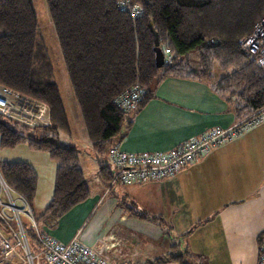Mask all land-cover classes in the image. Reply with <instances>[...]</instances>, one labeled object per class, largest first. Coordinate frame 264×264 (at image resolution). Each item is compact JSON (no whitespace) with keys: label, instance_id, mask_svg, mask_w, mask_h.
<instances>
[{"label":"trees","instance_id":"obj_1","mask_svg":"<svg viewBox=\"0 0 264 264\" xmlns=\"http://www.w3.org/2000/svg\"><path fill=\"white\" fill-rule=\"evenodd\" d=\"M46 2L74 97L105 182L112 179L107 164L108 147L125 137L134 116L167 77L212 78L213 63L218 62L223 75L214 82V90L234 104L237 116L247 118L264 108V68L244 47L264 21V0ZM133 7L138 9L136 16L130 13ZM156 39L165 57L168 53L173 55L170 65H156ZM195 51L199 63L197 69H192L188 56ZM50 63L39 35L33 0H0V85L46 103L53 120L49 128L29 127L0 115L2 147L25 142L34 150L48 152L56 162L52 197L41 214H34L37 223L57 221L90 195L79 149L59 143L60 131H68L69 124L59 87L48 77ZM136 84L144 89L143 97L134 110L124 111L117 98ZM0 172L33 206L38 186L34 167L27 162L3 161ZM138 215L150 217L146 213ZM171 249L167 255L143 264L167 260L201 264L188 250H182L177 241Z\"/></svg>","mask_w":264,"mask_h":264},{"label":"crops","instance_id":"obj_2","mask_svg":"<svg viewBox=\"0 0 264 264\" xmlns=\"http://www.w3.org/2000/svg\"><path fill=\"white\" fill-rule=\"evenodd\" d=\"M221 77L163 79L119 147L133 153L167 152L245 119L214 90ZM79 154L90 195L57 221L39 220L45 236L60 243L78 237L107 259L128 264L163 257L176 241L201 264L257 263L264 242V121L200 155L174 176L124 184L120 192L102 179L94 152L88 161ZM52 193L47 194L48 204ZM36 196L37 190L33 201ZM143 213L150 217L138 215Z\"/></svg>","mask_w":264,"mask_h":264},{"label":"built area","instance_id":"obj_3","mask_svg":"<svg viewBox=\"0 0 264 264\" xmlns=\"http://www.w3.org/2000/svg\"><path fill=\"white\" fill-rule=\"evenodd\" d=\"M130 13L136 16L138 9L133 7ZM244 47L255 55L256 63L264 68V22L244 43ZM172 60L173 55L168 53L164 63L170 65ZM143 93L144 89L136 84L122 93L116 102L122 110L130 112L137 107ZM0 115L29 127L49 128L53 124L46 103L5 85H0ZM263 120L264 108L230 127L211 129L167 152L133 153L122 150L118 143L111 145L107 149V164L112 171L110 185L141 183L174 176L200 155L223 145ZM28 224L37 230V250L30 239ZM14 257L17 259L14 260ZM0 261L5 264H128L125 260L107 259L93 246L82 243L78 237L60 243L43 235L27 198L10 186L1 172ZM256 264H264V242L259 246Z\"/></svg>","mask_w":264,"mask_h":264},{"label":"rangeland","instance_id":"obj_4","mask_svg":"<svg viewBox=\"0 0 264 264\" xmlns=\"http://www.w3.org/2000/svg\"><path fill=\"white\" fill-rule=\"evenodd\" d=\"M33 5L35 7L39 23V35L44 42V47L47 50L48 57L51 62V67L48 71V77L51 80L55 81L59 87V92L67 115V122L69 124L70 131H66L63 129L60 131L58 135L59 143L77 147L82 155L83 160L88 161L90 160V156L92 158L94 156L91 141L86 133L85 124L83 122L78 104L74 97L73 88L63 59L56 31L49 13L47 2L46 0H33ZM188 61L190 68L197 69L199 63L198 52H192L188 56ZM212 72L213 77L223 75V71L218 62L213 63ZM254 126H258V124H255L249 128H252ZM3 161L27 162L34 167L38 175V188L37 196L32 202V205L36 210L34 212L32 208V212L36 215L38 210L42 211V209L49 202L47 194L53 192L55 183L56 162L50 158L49 153L46 151L34 150L30 148L25 142L15 147H2L0 144V162ZM93 162L95 164V160ZM88 169L86 171L87 175L90 174V170ZM90 177L92 178L91 174ZM123 185L124 184L120 183L116 184L115 192H120ZM23 220L28 223V220L26 218H23ZM41 224L42 222L39 221V228L41 227ZM27 227L29 228L30 239L33 242V245L39 247L36 240L37 230L30 224H28ZM31 230L34 236H31Z\"/></svg>","mask_w":264,"mask_h":264},{"label":"water","instance_id":"obj_5","mask_svg":"<svg viewBox=\"0 0 264 264\" xmlns=\"http://www.w3.org/2000/svg\"><path fill=\"white\" fill-rule=\"evenodd\" d=\"M154 51H155L156 65L158 67H163L165 62V53L161 48L160 43L157 39H156Z\"/></svg>","mask_w":264,"mask_h":264}]
</instances>
